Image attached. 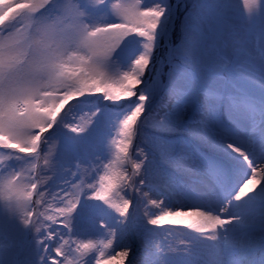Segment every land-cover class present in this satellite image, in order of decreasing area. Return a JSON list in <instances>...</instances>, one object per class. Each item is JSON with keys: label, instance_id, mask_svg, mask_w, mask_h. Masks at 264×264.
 <instances>
[{"label": "snow or ice", "instance_id": "obj_1", "mask_svg": "<svg viewBox=\"0 0 264 264\" xmlns=\"http://www.w3.org/2000/svg\"><path fill=\"white\" fill-rule=\"evenodd\" d=\"M110 3L74 0L68 25L63 0H0V151L7 153L0 173L12 170L0 186V221L21 233L35 230L36 264H89L94 245L71 239L84 207L96 209L100 228L110 230L104 247L123 249L111 257H119L116 264H264V0L255 11L249 0L243 7L236 0L238 14L232 0H154L151 7L135 0L118 19L98 18ZM73 100L94 108L88 127L63 119ZM113 110L123 117L120 138L98 183L88 185L91 194L69 190L82 188L74 184L78 174L53 189L49 159L35 162L46 134L66 130L71 167L88 164L81 149ZM200 172L214 179V205L150 212L149 205L164 203L149 195L155 179L183 190L181 181ZM42 175L51 178L41 183ZM46 194L56 205L51 214L40 211ZM145 200L146 223L137 215ZM109 210L112 223L103 219ZM165 226L203 239L164 248L152 236Z\"/></svg>", "mask_w": 264, "mask_h": 264}, {"label": "rangeland", "instance_id": "obj_2", "mask_svg": "<svg viewBox=\"0 0 264 264\" xmlns=\"http://www.w3.org/2000/svg\"><path fill=\"white\" fill-rule=\"evenodd\" d=\"M234 10L236 0H232ZM135 3V0H111V3L108 6L106 11H102L97 14V17L104 20L109 19H118L122 17L124 13V9ZM154 3V0H140L141 7H151ZM63 4L65 5L63 9L62 19H64L65 23L71 25L73 17L76 15L74 0H63ZM258 5V0H249V9L251 11H255ZM119 6V7H117ZM240 7H243V0H240ZM137 46L132 44L128 48V59L135 54V48ZM160 55H163V50H161ZM127 62V61H125ZM123 69L117 68L115 71L120 72ZM92 111L94 108L92 105L87 102H76L75 100L70 101L69 105L65 106V109L62 110L63 119L65 121H69L75 123L80 127H88L89 122L91 121ZM122 115L118 110L111 111L105 118L101 128V134L98 135L94 140L90 147L87 149H81V158L89 161L88 164H80L75 168H72L73 162L75 160L74 154L67 150L62 143L61 132H66L64 129H58L56 132L46 134L48 136L47 143L45 145L44 153L36 158L35 162L38 166L43 165V161L45 157H47L50 161L49 168L52 169V174L55 176V179L51 180L52 188L55 189L61 181L68 180L71 178L73 174H78L76 180L74 181L75 185L84 184L87 190L85 191L89 195L91 194V189L88 187L89 184L98 183L99 176L104 174L103 163H109L115 156V143L119 140V120L122 119ZM69 135H75L69 133ZM98 155H106L107 159H103L99 164H91V160ZM7 153L0 151V158L6 159ZM53 160L56 161L57 166L53 167L51 163ZM96 167L100 169L99 172H96ZM31 167L30 164H24L23 168L25 170ZM4 168V164L0 163V169ZM11 169L8 171H4L0 173V186H3L6 181L10 178ZM93 172L96 174V179L92 180L90 177ZM27 171L24 172V175H27ZM50 175H42L40 177L41 183L47 182L50 179ZM70 191L79 192L81 191L80 187L69 186ZM6 197V193L0 194ZM45 200L48 201L44 205L43 208L40 209L44 214H51L49 210L54 212L56 205L52 202L51 198L45 195ZM5 203L4 199H0V205ZM89 203H99V202H89ZM113 203H122V201L113 198ZM107 207V206H105ZM91 207H84L82 211H91ZM35 211V209H33ZM110 215H106L103 217L108 223H112L111 216L115 215L114 212L109 210ZM35 220V217H33ZM100 220L101 216L99 214H93L90 217L88 222L77 220V228L76 229H84V234L88 235L89 233L86 229L90 230V233L93 234L94 240H90L91 244L94 245V248L88 253L89 257H92L93 264H95V257L105 251V248H99L98 243L106 244L108 238H110V230L107 228H100ZM2 223V227H0V246H3L0 249V260H4L7 264H36L39 260V255L37 254V250L34 246V242L32 237L35 235V230L30 234L21 233L18 231L14 222L9 220L0 221ZM85 227V228H82ZM178 239L180 241L188 242L186 236L181 234H177ZM71 239L75 240L76 243H84L79 239L78 234ZM99 240V242H98ZM75 245H73L74 247ZM94 253V256L92 254ZM54 254V253H53ZM110 255H106L103 258L107 259ZM90 259V261H92ZM102 261V260H101Z\"/></svg>", "mask_w": 264, "mask_h": 264}, {"label": "bare ground", "instance_id": "obj_3", "mask_svg": "<svg viewBox=\"0 0 264 264\" xmlns=\"http://www.w3.org/2000/svg\"><path fill=\"white\" fill-rule=\"evenodd\" d=\"M258 162V161H257ZM95 168H97L95 166ZM250 175V172H249ZM181 183L184 185L183 190L178 188L176 185H170L166 183L162 179H155L151 184L152 191L149 193L152 199H157V201L163 199L164 203L161 207L151 206L149 205L150 212L154 215H160L164 212H174L177 210L182 211H190L194 210L197 206L203 210L205 207L209 205H214V197L211 195L212 185L214 183L213 177L207 172H200L197 175L185 177ZM238 183H243V177L238 181ZM87 188L84 184H82L81 191L85 192ZM147 191V190H146ZM147 200L143 203H139L137 205V215L144 220L146 223V207ZM91 211H82L78 219L84 222H88L90 217L93 214H98L97 210L94 208H90ZM151 227V226H150ZM85 228V227H82ZM89 233L88 235L84 234V229H76V233L79 236V239L82 240L84 243H91L88 242L90 240H94V236L90 233V230L86 229ZM177 234H181L186 236L190 241L193 239L199 238L200 234L195 232V230L188 229L186 227H171L165 226L164 230H156L152 236L154 242L163 245L164 248L169 247H181V241L178 239ZM99 242V240H98ZM223 237L221 238V243L223 244ZM205 244H211V241L204 240ZM255 244L259 246V236L257 235L255 239ZM105 245L101 242L98 243L99 248H105ZM123 249L119 246L115 248L113 251L111 248H105V251H102L103 256L101 253L98 254L96 257H100V264H116V261L119 257H116V260H112L111 257L116 256V253L122 251ZM257 254L258 251H257ZM106 255H110L107 259H104ZM144 251L142 248L138 250L137 256L138 258L144 257ZM89 256V255H88ZM92 260V259H91ZM102 260V261H101ZM89 264H93V260L89 261ZM96 264V262H95Z\"/></svg>", "mask_w": 264, "mask_h": 264}]
</instances>
